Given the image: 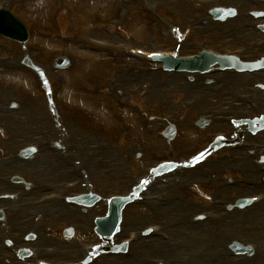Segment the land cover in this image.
<instances>
[{"label": "rangeland", "instance_id": "374dc122", "mask_svg": "<svg viewBox=\"0 0 264 264\" xmlns=\"http://www.w3.org/2000/svg\"><path fill=\"white\" fill-rule=\"evenodd\" d=\"M66 1H69L72 4L69 14H64L62 12L66 11V7L68 4ZM98 1L17 0L18 5L15 7V9H17L19 13L16 12L13 7H11V10L16 12L19 16L27 17L29 19H24V21L29 25L30 40L24 46L25 50H23L18 45L0 40V56L10 53L14 57V61L9 66H0V95H2L3 97V103L1 102L0 106H8V99L10 100L11 98H16L18 100L25 99L27 96L32 97L35 101L34 106H37L34 111L19 107L18 110H14L11 113L12 115L29 116V112H33L34 115L29 118L30 120L24 123L26 126H32V124L36 125V121L42 122L46 114L48 113L49 105L46 102V97L43 95L44 92L40 91V79L36 74L31 73L28 69H25L21 65V59L24 55H27V57H29L33 61V63L40 69V73L47 80V82L53 87L54 90L56 89V92H54L53 94L54 104L64 106L68 112L76 114L81 118V120L78 121V125H76L77 128H84L86 126L90 129H93L99 126L103 133H99V135L106 139L111 147L116 145L113 150L119 152L120 154L122 153L121 156L123 160L125 162H129L130 158L124 154V149L127 144L131 142L137 143L140 141L148 142L147 140H145L148 137L149 141L150 139L155 141V138L153 137V132L155 131V129L152 128L151 124H144L143 122H139L137 120V117L131 111H129L131 109H129V106L138 104L142 110H145L146 108H157L160 112L169 113L170 111L175 109L176 106H178L180 101H187L197 94L205 93L207 95V92L204 90H195L194 93L192 90H189L190 92L187 93V89L186 93L183 94L184 96L175 92L170 99L166 100L165 98H163V92L169 84L165 82L164 87H157V84L161 82H154L155 87L153 85H150L149 87L156 88V91L158 93L157 97L161 98L162 101L165 100L167 102L165 105H162L159 104V102L155 98L152 100L147 99V93H150V91L148 90H145V92H143L142 94L140 93L141 95L139 94L133 97L131 93L126 91L127 86H125V91L122 90L121 86L117 88L115 81V71H118V67L124 58L121 59L120 57H114L110 53H90L87 49L83 50L82 47L76 46L73 43L67 41V37L74 34L89 35L96 38H105L108 35L107 33L109 32H107L103 24L91 25L89 27H86L88 25H83L84 23L88 24L92 22V18L88 15L100 14L103 12V16L105 18L112 17L111 14L114 10L113 3L116 0ZM155 1L163 2L164 5L167 4L165 6L168 9L163 8V11L159 12V14L166 20L170 21L173 18H186L187 16H190V14H193L187 11L190 9H187L185 7V5H189L187 1L167 0L166 3L164 0ZM106 4H108V6ZM123 4V10L120 12H124L126 14L127 20L125 26L120 31H118V33H116L117 35H115L117 38L116 40L118 41L129 39L131 43L148 49H154L158 45L166 46V43L168 41H171L175 45H178L181 52L185 54L191 53V45L193 40L195 39L203 40L207 45L219 44L221 46L227 45L225 40L228 38H236L248 41V39H246L245 37L243 38V36L241 38L240 34H236V32L238 31L237 28H229V25L233 22V20L225 22V25L218 23H216L215 25L209 20L207 23H204L196 30H182L180 32L181 40H179L178 37L177 39H175V37L169 36L163 38L161 35V31L166 30V28H163L157 22L154 16H149L145 13L142 6V0H124ZM234 5L237 10L238 5ZM58 6L59 12L54 15L52 19H50L51 12L55 7ZM239 7H241V5H239ZM247 8L254 9L255 7L254 5L250 4V6ZM183 11H185L183 13L185 14L184 16H182ZM120 12H115L114 18L117 17ZM199 12L202 17L206 16V11ZM237 18L238 16L233 19L235 20ZM54 21H58L59 25L57 26L52 24V22ZM64 22L67 23L69 27H63ZM238 24L239 21H236L234 23L235 26H237ZM213 25L217 26V30H215L214 32H212L211 30ZM222 28L225 29V35L221 36L222 33H220V31L222 30ZM209 30H211L210 33H212L213 35L207 36L205 31L209 32ZM216 31H218V33H215ZM259 37H264V34L259 33V35L253 36L251 39H257ZM59 55H66L70 58V60L72 61V67L70 69L66 71H58L55 69V67H53L52 61L54 60V58H56V56ZM127 75H130V73H127ZM234 78L239 80L243 79V81L238 83L237 91L236 93L233 92L232 95L245 93L246 89L249 87L248 82H251L254 79V77ZM144 82L146 83V81ZM205 84L213 83L211 82V79H209L208 81L205 80ZM256 84V87L259 91H264V86H259V84L264 85V81ZM146 86L148 87L147 83ZM217 86L221 87V85ZM99 93H103L104 95L102 98L97 99ZM215 98L223 99L215 105L216 108L218 106H224L228 102V100L225 99L221 94H218ZM203 103L202 106L208 105V99L203 101ZM68 107H71L73 109H68ZM208 111L209 110H206L202 113H207ZM199 112L197 113L196 111H185L183 120L175 127L177 133L174 140L169 142L168 144L161 143V151L159 153H150L152 159H162L166 155V152L169 150V148H174L179 152H184L191 149L195 145V143L199 141L200 138L205 135V133H207L203 128L202 131L197 133V135L195 136V132L197 131L194 132V118H196L198 114L202 115ZM159 115L160 114H158V117ZM118 118L120 122L117 124ZM113 120L115 121V124L109 125V122H112ZM6 121L10 125L11 123H16L17 120H15V117L10 116V120L6 119ZM120 125H122V127H120L119 129ZM13 126L14 125H12V127ZM210 128H212V126H210ZM122 129H124V131L129 130V135L124 136L123 131H121ZM216 130L221 131L222 129L217 128ZM5 133L6 132L3 131L0 132V140L5 139L3 137V134ZM249 136L247 138L250 142L257 141L256 136ZM25 140L26 139L23 138L17 139L15 141L13 140L12 146H10V148L6 151L2 150V154L5 155L8 153L7 155H9L11 150L19 148V146L24 143ZM261 141L264 142V138ZM224 149L225 148L219 150L218 152L212 154L208 159H206L205 163L203 164V168L199 172L186 170L182 178L176 176V173L174 175H170L171 177L173 176L172 180H170V185L173 186L166 192L170 195L180 196V200H186V204L183 207L173 209L167 214L163 212V208V210H157L152 209L148 205L146 207L131 206V208L128 209L126 213L128 226H126L125 229L127 228L129 230H138L140 228H143L144 226L157 224L161 219H165L168 216L174 215V217H177V212H182L184 214V225L187 228L186 230L184 226L179 223L175 231L178 236H174V238H177L178 240L173 239L172 244L174 250L169 251V256L162 255L160 253H153L154 251H151V253L146 252L143 246L146 244L145 243L139 246L141 248V252H144V254L142 256H139L138 260H136L135 256L131 261H127L128 264H152L154 262V259H169L171 252L173 256H171L170 258L173 257L175 258L174 261L177 260V262L182 263V261L187 256L185 248L188 244L185 241H188L195 248L192 258L196 264H232V260H230L229 255L231 253L229 252V249L227 247V236H230L232 231L234 232L232 234H237V236L240 235L246 238L248 241L262 239L264 230L261 229L262 233L257 234L252 229L241 228V224L239 225L240 228H237L234 224L238 221L236 219L238 217V214H235V210H233V212H227L228 206L232 205L237 197L254 195L257 193V191L248 193L241 189L242 187H231L227 189L224 188V186L227 185V179L231 178V176L232 178L236 176L244 178V175L246 174L245 171L240 172L236 170V166L230 167L234 170H230V168L220 169L216 167L217 169H220L218 171H216L215 168L212 167L213 164L221 162H225L227 164L230 163L228 159L220 158L226 152V150ZM198 150L199 149L193 150L192 154ZM260 156H262V154H259L257 158ZM26 169L27 168H23V170ZM5 173L3 172V174ZM189 173H193V177L188 176ZM249 174L251 176L252 173H250L249 171ZM1 175L2 173L0 174V176ZM51 181L60 182L62 180L51 179ZM157 181L160 180H156L155 182ZM167 181L169 182V179H167ZM203 181H206V186H204ZM4 186H6L10 191L8 185L4 184ZM12 191L15 190L12 189ZM144 209H149L148 212L150 218L146 217L147 211H145ZM207 212L212 213V219L207 218L199 225L193 224L195 223L192 220L193 214ZM247 212L252 214L255 213L250 211ZM224 213H230L231 216H229L227 220L220 221V217H222ZM130 214L134 216L135 220L133 222ZM153 214L156 216H153ZM88 215L90 216V214ZM243 215H245L246 218L249 217L247 213H243ZM219 221L220 224H218ZM71 222L77 223L78 221L74 219ZM261 222L264 223V218H259L257 220V228L258 226L260 227ZM67 226L68 223L55 225V231H49L50 233L46 232L41 245L59 248H61L62 246H71L73 240L77 238H70L66 243L64 242V240H62V234ZM214 226L218 231L215 233V238H211L207 234L209 232V230L207 229L213 228ZM252 228L255 229L256 227L252 226ZM158 235L160 240H155L158 245H160V242L162 241L166 242L163 239L164 236L167 235H163L162 231H160ZM189 235L192 236L188 238ZM210 235L212 236L213 233ZM84 236L86 237V241L88 242L95 241L93 237H89L87 234ZM121 237L123 236L121 235L116 238V241ZM180 240H183L182 243L184 244V246L182 247L180 244ZM196 244H198L199 247ZM24 245H35V241L32 240L30 242H25L22 246ZM14 251L15 250H9V252ZM138 251L140 250L138 249ZM105 256L107 255L99 254L98 260L103 259V257L105 258ZM225 257L229 258L228 262L224 261ZM13 262H17V260H14ZM97 263L99 262H94V264ZM189 264L193 263L189 261Z\"/></svg>", "mask_w": 264, "mask_h": 264}, {"label": "bare ground", "instance_id": "6f19581e", "mask_svg": "<svg viewBox=\"0 0 264 264\" xmlns=\"http://www.w3.org/2000/svg\"><path fill=\"white\" fill-rule=\"evenodd\" d=\"M169 80H173L172 77H167ZM190 87V86H189ZM184 93V91L182 92ZM211 94H210V100L211 99ZM209 106H212V104H208V105H205V106H202L203 110L206 109L207 107ZM243 127H239L237 128V130H240L242 129ZM23 128H18V130H21ZM52 164H50V170L52 171V173L50 174H54L56 175V172L57 173H61L63 175V165L61 164V162H58V161H52ZM16 203H13L12 205H15ZM22 214H25V212L23 211H20L19 209L17 208H14L13 210L10 211V214L6 216V221L4 222V225H7V226H10L12 225V228L15 229V225H16V221L18 220V217H20ZM32 226V225H31ZM35 230H39L40 227L39 226H36L34 228ZM148 248L151 250V249H155L154 251H158L160 252L162 255H167L169 254V250H168V246L166 244V246L164 247H160L159 248V245L156 243V242H153L151 243Z\"/></svg>", "mask_w": 264, "mask_h": 264}]
</instances>
